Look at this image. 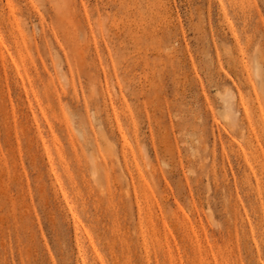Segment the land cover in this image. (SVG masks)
<instances>
[{"label": "rangeland", "instance_id": "1", "mask_svg": "<svg viewBox=\"0 0 264 264\" xmlns=\"http://www.w3.org/2000/svg\"><path fill=\"white\" fill-rule=\"evenodd\" d=\"M0 264H264V0H0Z\"/></svg>", "mask_w": 264, "mask_h": 264}, {"label": "bare ground", "instance_id": "2", "mask_svg": "<svg viewBox=\"0 0 264 264\" xmlns=\"http://www.w3.org/2000/svg\"><path fill=\"white\" fill-rule=\"evenodd\" d=\"M228 90V89H227ZM230 90V89H229ZM227 91H225V98H224V102L227 104V98H229V96H228V93H230L231 94V96L230 97H232V91L231 92H228V93H226ZM233 96H234V94H233ZM232 98H229V101L228 102H230V100H231ZM229 105H230V103H229ZM226 107V106H225ZM227 107H228V105H227ZM229 108H232L231 106L229 107ZM229 110V109H228ZM227 111V110H226ZM228 112V111H227ZM118 131H119V133H120V136H121V138H122V140L124 141L123 142V146L125 145V136H124V134L122 133V131H121V129L120 128H118Z\"/></svg>", "mask_w": 264, "mask_h": 264}]
</instances>
